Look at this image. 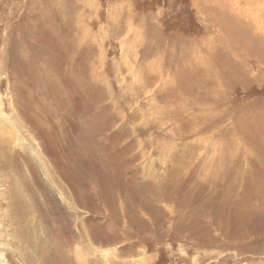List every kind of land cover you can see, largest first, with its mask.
Masks as SVG:
<instances>
[{
	"label": "rangeland",
	"instance_id": "374dc122",
	"mask_svg": "<svg viewBox=\"0 0 264 264\" xmlns=\"http://www.w3.org/2000/svg\"><path fill=\"white\" fill-rule=\"evenodd\" d=\"M246 2L0 0V264H264V0Z\"/></svg>",
	"mask_w": 264,
	"mask_h": 264
},
{
	"label": "bare ground",
	"instance_id": "6f19581e",
	"mask_svg": "<svg viewBox=\"0 0 264 264\" xmlns=\"http://www.w3.org/2000/svg\"><path fill=\"white\" fill-rule=\"evenodd\" d=\"M248 3H250L251 5L253 4V0H247ZM246 2V3H247ZM255 4V3H254ZM249 5V4H248ZM244 8V7H243ZM262 8V7H261ZM248 7H245V12L248 14ZM263 10V9H262ZM239 13V11H237ZM236 13V12H235ZM241 14L245 15L244 14V11L241 12ZM250 14V13H249ZM243 15H241L240 17L238 18H241ZM250 16V15H249ZM253 16V15H252ZM245 17V16H244ZM242 17V18H244ZM262 17V16H261ZM246 18V17H245ZM254 18V16H253ZM247 19V18H246ZM245 19V20H246ZM250 19V18H249ZM244 20V19H243ZM251 20V19H250ZM249 20V21H250ZM257 20V19H256ZM255 21V20H254ZM253 21V22H254ZM259 19L257 20V23H258ZM232 22V21H231ZM254 24V23H253ZM261 24V23H260ZM258 27V26H256ZM260 32H264V23L261 24V26L258 27ZM256 31V30H255ZM259 32V31H258ZM254 34V33H253ZM133 45V44H131ZM246 61V60H245ZM263 61V60H261ZM259 68V66H258ZM246 69V68H245ZM178 81V80H177ZM224 94V93H223ZM27 123V122H26ZM0 124L1 125H5L6 126V118L3 116V114L0 113ZM8 125V124H7ZM10 125V124H9ZM3 129V128H2ZM2 131V130H0ZM1 133V132H0ZM17 140V139H16ZM25 149V148H24ZM18 181V180H17ZM22 188V187H21ZM22 190V189H21ZM20 190V188L18 187H15L14 190L7 196L9 197V199L7 200V205H8V210L10 212V222L11 223H14L16 228H17V238L19 239V241L21 243H25V242H28L29 244V241L31 240L32 241V237L30 236V234H28L29 230L26 226H24V222L27 221L26 219L29 220L28 217H30V212H29V206H28V202L23 194V192ZM6 197V198H7ZM31 205V203H30ZM32 208V207H31ZM33 211V210H32ZM32 218V217H31ZM34 221V220H32ZM65 222V221H64ZM27 224V223H25ZM30 224V223H29ZM30 226V225H29ZM32 226V225H31ZM35 230V229H34ZM32 234L35 236V234L32 232ZM33 236V237H34ZM24 238H25V241H24ZM21 239V240H20ZM23 239V240H22ZM29 240V241H28ZM18 241V242H19ZM18 244V243H17ZM36 246V245H35ZM18 248V247H17ZM81 256V255H79Z\"/></svg>",
	"mask_w": 264,
	"mask_h": 264
}]
</instances>
